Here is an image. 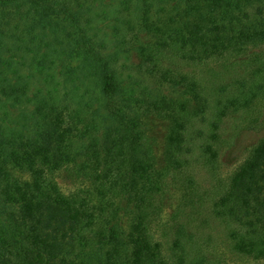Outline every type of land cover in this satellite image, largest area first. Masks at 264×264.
Wrapping results in <instances>:
<instances>
[{"label": "trees", "instance_id": "16d2710c", "mask_svg": "<svg viewBox=\"0 0 264 264\" xmlns=\"http://www.w3.org/2000/svg\"><path fill=\"white\" fill-rule=\"evenodd\" d=\"M123 59L151 79L136 96ZM51 70L94 103L59 99ZM262 98L264 0H0V108L30 106L27 132L0 118V264L264 259V136L220 171L226 120Z\"/></svg>", "mask_w": 264, "mask_h": 264}, {"label": "rangeland", "instance_id": "374dc122", "mask_svg": "<svg viewBox=\"0 0 264 264\" xmlns=\"http://www.w3.org/2000/svg\"><path fill=\"white\" fill-rule=\"evenodd\" d=\"M129 61L130 60L125 59L120 61V74L123 86L127 93L136 96L143 91L146 84H150L148 80L151 81V79H148L140 73H136L135 71L125 68V65H128ZM23 62L24 65H26L28 61L25 60ZM51 63H53L51 65L53 68L57 65V61L55 59H52ZM122 64L124 66H122ZM34 70L36 71L35 68ZM22 71L25 73L30 72H28L26 67H23ZM49 72L52 73L54 81L51 80L52 83L47 85V89H55L56 95L59 99H62L63 102L76 107L83 105L82 101L85 100L90 101L91 104L94 103L93 97L91 94H87V88H84L86 83L71 84L65 80L62 74H59L58 72L53 73L52 70ZM42 81L43 79L40 77L31 78L30 82L33 86L32 89H37V87H39V83H42ZM87 83L91 84V81H87ZM88 86L89 89H91V85ZM28 108H30V106L26 102L0 108V118L3 120L2 125L8 129H14L17 132H27V127L30 126V121L23 114V112ZM149 131L154 142L157 161L160 165H164L165 143L169 132V124L162 118L156 116L151 117L149 122ZM263 136L264 98L259 100L254 105V108L250 110L249 114L246 113L243 117H236L234 119L230 118L226 120L224 130L221 131V140L224 151L220 162V171L225 173L239 164L245 155L248 154L250 149ZM57 181L60 188L64 192H69L75 188L74 183H72L70 179L66 178L64 174H59ZM176 188L174 190L175 196L178 195ZM171 210H173V206L170 208V211ZM167 216L166 219L170 220ZM129 223L130 221L128 219L123 226L124 231H127L126 229H128ZM227 258V264H264V259H256L253 257L232 258L229 256Z\"/></svg>", "mask_w": 264, "mask_h": 264}]
</instances>
